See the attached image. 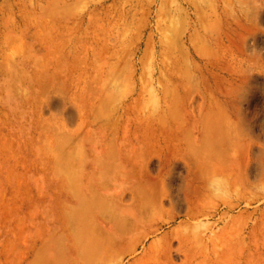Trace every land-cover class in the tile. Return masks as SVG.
<instances>
[{"label": "rangeland", "instance_id": "374dc122", "mask_svg": "<svg viewBox=\"0 0 264 264\" xmlns=\"http://www.w3.org/2000/svg\"><path fill=\"white\" fill-rule=\"evenodd\" d=\"M75 191L66 264H264V0H0V264Z\"/></svg>", "mask_w": 264, "mask_h": 264}, {"label": "bare ground", "instance_id": "6f19581e", "mask_svg": "<svg viewBox=\"0 0 264 264\" xmlns=\"http://www.w3.org/2000/svg\"><path fill=\"white\" fill-rule=\"evenodd\" d=\"M72 192V191H71ZM73 195L78 199V203L74 205L72 210L67 211V221L65 223V228L67 233H62L60 235H52L50 237L49 243L47 247L52 248L54 253L51 258H47L44 255H39L37 261L34 264H66L64 253H66V246H68V241L72 240L73 242H77L78 244L84 246V240L88 233L87 230V215L92 210L97 209V211L105 212L106 216L113 217V210L109 209L108 205H105V202L102 200L94 199L93 201H88V199L80 193V191L76 193L73 192ZM71 234H70V233ZM105 234L104 238L107 239V243L104 245V249L112 250L119 244L125 237L124 230L118 228H111V231L107 233V231H103ZM69 237L71 239H69ZM68 240V241H67Z\"/></svg>", "mask_w": 264, "mask_h": 264}]
</instances>
